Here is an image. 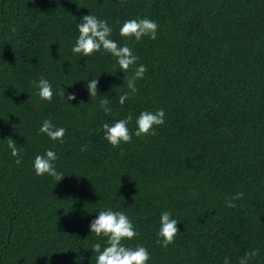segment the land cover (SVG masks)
I'll return each mask as SVG.
<instances>
[{
  "label": "trees",
  "instance_id": "16d2710c",
  "mask_svg": "<svg viewBox=\"0 0 264 264\" xmlns=\"http://www.w3.org/2000/svg\"><path fill=\"white\" fill-rule=\"evenodd\" d=\"M90 13L147 68L123 105L132 72L103 49L72 53ZM141 18L158 23L157 39L120 36ZM41 77L51 102L31 84ZM158 109L155 135L119 147L104 139V123L131 113L134 133L139 113ZM44 119L66 129L63 143L39 133ZM49 149L58 182L32 166ZM109 209L132 221L138 236L122 243L146 247L147 264H238L250 250L259 255L249 264H264V0H0V264H96L91 249L107 238L89 225ZM163 211L180 230L167 247L157 243Z\"/></svg>",
  "mask_w": 264,
  "mask_h": 264
},
{
  "label": "clouds",
  "instance_id": "9594fccd",
  "mask_svg": "<svg viewBox=\"0 0 264 264\" xmlns=\"http://www.w3.org/2000/svg\"><path fill=\"white\" fill-rule=\"evenodd\" d=\"M78 37L72 47L73 54L81 56H92L101 49L111 54L119 69L125 72H132L127 78L128 92H125L119 97V103L123 105L130 96L135 95L138 91L136 81L142 79L147 68L140 64L137 66L138 57L134 54L132 48L125 43L119 45L117 41L111 39L112 28L104 19H99L96 15L90 13L81 17V22L77 24ZM159 25L156 21L149 18L129 19L124 21L119 29V34L124 38H134L139 42L143 37L147 36L152 40L157 39ZM15 31V28L12 29ZM31 84L38 91L36 95L41 100L51 102L53 98V89L51 83L41 77L38 81H32ZM86 88L90 97H97L98 80L91 79ZM64 98L65 90L60 88L58 93ZM68 100L76 99L75 95H68ZM100 107L105 113H110L109 99L102 98L99 101ZM133 116L129 113L125 118L119 119L112 123H104V139L113 147H119L121 143L128 144L132 141V136L140 137L143 135H155V126H160L165 122V112L163 109H158L155 112L141 111L135 118L136 130L133 133L128 125L132 122ZM39 133L45 134L52 141L63 143L66 129L55 126L50 119H44ZM7 147L11 151V155L16 157L17 165L22 163L21 150L17 147V143L9 138ZM86 146L81 148L85 151ZM58 159L55 151L49 149L43 154L37 155L33 161V169L35 174L43 176L45 174L53 177L57 182L64 177V173L56 170L54 162ZM244 197L243 192H237L228 197L225 201V206L235 208V201L241 200ZM160 227L157 232L158 240L162 247H167L173 243L177 233L180 231L177 227L178 221L172 217L170 211H163L160 215ZM90 232L96 236L106 237V246L101 249V245L96 243L92 247V251L96 255V264H147L150 259V254L146 247L137 245L129 247L122 243L124 240H132L138 236L132 221L122 211L102 210L97 214V217L90 222ZM259 255V250H250L244 253L239 259L238 264H249V262ZM223 264H230L226 257Z\"/></svg>",
  "mask_w": 264,
  "mask_h": 264
}]
</instances>
